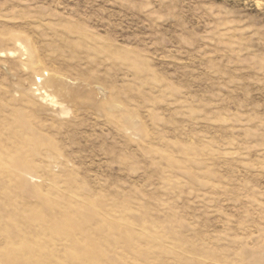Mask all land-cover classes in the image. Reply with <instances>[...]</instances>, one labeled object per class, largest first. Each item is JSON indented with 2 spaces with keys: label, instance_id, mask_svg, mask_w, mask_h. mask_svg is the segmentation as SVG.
<instances>
[{
  "label": "rangeland",
  "instance_id": "1",
  "mask_svg": "<svg viewBox=\"0 0 264 264\" xmlns=\"http://www.w3.org/2000/svg\"><path fill=\"white\" fill-rule=\"evenodd\" d=\"M0 264H264V0H0Z\"/></svg>",
  "mask_w": 264,
  "mask_h": 264
}]
</instances>
